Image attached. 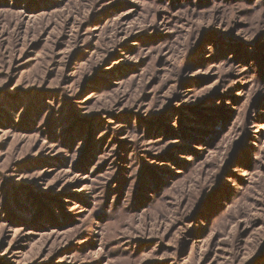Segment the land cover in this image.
<instances>
[{
  "label": "rangeland",
  "instance_id": "rangeland-1",
  "mask_svg": "<svg viewBox=\"0 0 264 264\" xmlns=\"http://www.w3.org/2000/svg\"><path fill=\"white\" fill-rule=\"evenodd\" d=\"M0 264H264V0H0Z\"/></svg>",
  "mask_w": 264,
  "mask_h": 264
}]
</instances>
